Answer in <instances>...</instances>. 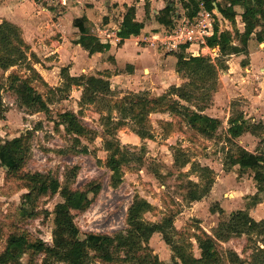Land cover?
<instances>
[{
    "label": "rangeland",
    "instance_id": "obj_1",
    "mask_svg": "<svg viewBox=\"0 0 264 264\" xmlns=\"http://www.w3.org/2000/svg\"><path fill=\"white\" fill-rule=\"evenodd\" d=\"M56 1L46 0L44 4L54 5ZM170 1L176 5L178 11H184L181 0ZM241 11L242 8L237 7V13ZM213 23L217 22L213 19ZM230 23L232 29L240 27L237 20ZM218 25L220 26L219 23ZM222 28L227 29L225 24ZM163 33L164 31L157 34ZM232 34L233 40L237 41L239 34ZM98 37L103 43H109L105 42L110 37L108 33L103 31ZM118 41L116 44L120 46ZM147 47L148 53L142 60L133 59L138 66L136 74L132 71V64L127 62L116 68L111 66L119 73L108 79L110 92L102 98L96 97L94 101L85 103L81 102L82 87L72 85L66 91L57 90V87H62L65 83L60 76L62 67L58 74H46L42 71L43 75H40L43 80L37 77L28 66L32 63L38 71L41 69L40 64L43 68L45 64L37 56V60L34 59L28 49V66L21 64L6 70L0 68V83L3 85L0 94L5 109L0 119V139L8 140L29 132V153L21 172H52L58 178L57 182H53L57 191L65 185L72 189H83L90 181L102 183L100 192L88 208L84 211H72L80 239L87 233L112 235L126 229L129 206L136 199H144L150 208L141 218L147 222L160 223L170 217L172 225L166 227V233L173 242L183 244L194 256L199 257L200 250L194 235H201V230L214 237L223 234L218 227L229 219L230 213L242 210L255 220L264 221L262 194H259L260 200L257 202L252 198L257 191L256 182L252 178L253 172L250 169L241 170L237 165L226 170L224 165L227 154L234 153L237 146L264 154V72H260L259 78H255L256 89L250 84V89L257 95V100L250 101L245 96H233V92L225 87L227 79L223 78L224 68L218 67L214 87L211 86V81L200 80L197 76L190 77L185 70L176 72L174 54L178 52H167V49L161 48L157 43H149ZM185 55L189 56L190 53ZM218 59L220 57L212 63L218 65ZM143 61L148 65H142ZM63 67L68 70V66ZM161 69L167 72H162ZM11 73L31 80V84L48 106L47 113L34 111L33 108L20 104L17 93L9 88ZM68 73L71 75L69 70ZM82 74L90 75L79 71L78 75L71 76ZM119 75L121 78H116ZM193 81L195 85L192 84ZM258 82L263 83V87ZM186 85H189L186 90L192 96L190 102L179 99L176 93L172 95L174 87ZM257 90L260 91L257 93ZM138 92L146 93L148 97L168 94L171 100L175 99L192 111L219 119L220 124L215 131L206 133L201 131L204 127L202 120H195L196 124L192 127L180 112L153 110L147 115L146 126L151 137L140 138L136 133L140 125L135 120L125 119L127 122L120 125L114 135L123 151H128L130 158L122 164L121 180L113 187L111 171L106 166L107 151L103 145L105 121L108 120L106 117L110 115L113 122H116L120 114L113 105L115 101L128 93ZM178 110L183 111L181 108ZM65 111L74 112L80 124L90 132L85 136L67 133L60 117ZM239 113L243 114L248 129L239 137L230 139L228 119L237 117ZM174 157L178 159L176 163ZM184 159L189 162L182 166ZM196 163L212 169L214 180L209 193L198 201H189L188 193L194 189L189 181L200 182L201 179ZM25 192L27 189L22 186L17 176L8 175L6 168L0 164V252L4 248L7 235L16 229H24L33 237H38L47 244L52 243L53 210L62 201L61 196L56 193L41 197L36 208L40 213L33 218H23L19 215L18 208ZM89 196L93 197L92 194ZM212 207L223 209V213L212 212ZM216 240L221 257L220 264H230V250L236 252L244 264H250L255 247H264V238L253 234ZM148 245L152 254L160 261L165 264L172 263L173 252L161 233L152 234ZM92 254L93 251H90V256ZM43 256H35L38 264ZM71 256L75 259L79 256L78 247L71 248ZM20 261L21 264H27L28 255H23ZM84 263L105 264L93 257ZM53 264L68 263L54 261Z\"/></svg>",
    "mask_w": 264,
    "mask_h": 264
},
{
    "label": "trees",
    "instance_id": "obj_2",
    "mask_svg": "<svg viewBox=\"0 0 264 264\" xmlns=\"http://www.w3.org/2000/svg\"><path fill=\"white\" fill-rule=\"evenodd\" d=\"M183 8L186 10L187 16L192 17L198 10V3L201 0H181ZM207 9L212 10L217 7L218 12L228 20H234L237 11L235 6L242 8L241 16L245 23L243 33L235 31L239 34L242 45L247 43L250 35L256 27H261V31L256 34V38L262 40V32H264V0H222V3L216 0H204ZM213 1H216L215 6ZM172 3V2H171ZM149 5L146 3V11ZM175 15V6L167 3L156 15V20L165 26H173L172 18ZM85 17H78L73 20V25L80 32L79 38L75 41L89 54L108 49L109 43H102L98 37L88 32L84 25ZM143 24L135 20V7L133 5L126 6V12L123 15L118 35L126 37L130 35H139ZM233 37L229 31H218L217 25L214 27L213 34L207 38L209 46L219 47L218 65L206 56H186L183 52L176 54L177 60L175 71L181 72L185 70L188 76H197L200 80H208L215 87L218 67L226 68L225 57L230 54H237L244 50L243 46L237 47L232 44ZM29 47L24 43L20 29L4 20L0 23V68L6 70L14 65L25 64L28 66L26 51ZM36 59V56L31 53ZM218 57V58H219ZM37 60V59H36ZM37 77L43 80L40 73L33 67L28 66ZM12 74V73H11ZM10 74V75H11ZM9 75V76H10ZM60 76L64 79V85L57 87L59 91H66L72 85L82 87L81 102H92L96 97H103L110 92L109 80L101 76L79 75L71 76L67 67H62ZM9 88H12L20 99V104L34 111L48 112L46 102L38 93L31 80L23 78L16 73L11 76ZM43 82V81H42ZM44 83V82H43ZM46 84V83H44ZM190 84V83H189ZM192 84H196L194 81ZM47 86V85H46ZM189 86V85H188ZM186 86L172 87V95H175L186 102H190L191 95L186 90ZM3 85L0 83V91ZM174 93V94H173ZM171 96V94L169 95ZM169 101V102H168ZM120 114L116 122L110 115H107L104 131V149L107 151L106 166L111 171V185L116 187L121 180L122 164L129 160L130 155L123 151L120 142L114 135L115 130L124 125L130 118L140 125V129L136 130L140 138H150V131L147 129V115L153 110H169L170 112H180L188 120V123L194 127L195 120H202L204 127L202 132L210 133L215 131L220 121L192 111L188 106L179 104L175 99H170L167 95L148 97L146 93H128L113 104ZM181 108L183 111H179ZM5 111L0 94V119ZM202 111V110H200ZM61 123L65 124L67 133H75L78 136H85L90 131L77 119L72 111H65L60 114ZM111 124V125H110ZM229 138L239 137L248 127L242 113L237 117L228 119ZM30 133H22L17 137L8 140L0 139V164L6 168L8 175H16L22 186L27 192L22 194V202L18 208V213L23 218H33L40 212L36 211L38 201L41 197L54 195L59 193L62 201L58 202L53 210L52 243L47 244L38 237H33L24 229H16L9 233L5 239L4 248L0 252V264H21V257L28 255L27 264H38L35 256L43 254L42 261L39 264H53L54 261H65L68 264H85L87 259L98 258L105 264H165L152 254L148 245L149 238L152 234L159 232L163 236V240L170 245L173 252L171 264H220V254L217 250L216 239L226 240L231 236H240L241 234L262 236L264 238V221H257L247 212L238 210L230 213L229 219L222 222L218 229L223 234L215 237L201 230V235H194L197 247L200 250V256L196 257L191 251H188L183 244L172 241L171 237L166 233V227L172 225L170 217L165 218L163 222L151 223L143 220L141 215L150 208L149 203L144 199H136L129 206L127 212L128 227L122 231H118L112 235L100 233H87L83 239L78 236L79 229L74 222V214L72 211H84L90 206L92 200L98 195L102 188V183L97 181L88 182L83 189H72L67 185L61 187L59 191L53 186V182H57V177L52 172H21V169L27 159L29 153ZM175 163L178 161L175 158ZM189 162L184 159L181 165ZM200 172V182L189 181L194 189L189 191V201H198L207 193H209L214 177L213 171L208 166H200L197 164ZM226 170H230L233 166H238L241 170L250 169L253 172V180L256 182V194L253 195L255 202L264 198V154L248 151L240 146L236 147L234 153H228L224 163ZM92 194L93 197L89 195ZM212 212L218 211L223 213V209L211 208ZM79 248V256L75 259L71 256V248ZM90 251L93 254L90 256ZM253 260L250 264H264V247H255ZM228 259L230 264H244L241 258L233 250L228 251Z\"/></svg>",
    "mask_w": 264,
    "mask_h": 264
},
{
    "label": "crops",
    "instance_id": "obj_3",
    "mask_svg": "<svg viewBox=\"0 0 264 264\" xmlns=\"http://www.w3.org/2000/svg\"><path fill=\"white\" fill-rule=\"evenodd\" d=\"M216 1L222 3V0ZM216 1L212 2L214 6ZM171 2L168 0H57L54 5H49L44 4V0H0V23L6 20L20 29L22 39L29 47L30 53H33L45 64V68L42 64H40L41 69L37 68L41 75H43L42 71L46 74H58L60 67L68 66L71 75H78L80 71L108 80L109 77L119 73L115 72V68L123 62L132 64V71L136 74L138 66L134 64L133 59L142 60V57L148 53L147 45L149 43L142 41L143 37L170 30L175 27L177 17H188L185 9L180 12ZM146 3L149 5L147 11ZM167 3L175 6L176 13L172 18L173 26H165L156 20V15ZM131 5L135 7V20L141 22L143 28L139 35L120 38L118 35L120 24L126 12V6ZM237 7L235 6L236 11ZM212 11L213 19L217 22L213 23V32L217 25L219 32L229 31L232 37V33L235 31L243 33L245 23L241 13H237L234 18L240 27L232 29L230 22L234 20L230 21L224 18L216 6ZM83 16L86 19L84 25L90 34L96 37L100 36L103 31L109 34L110 37L105 40L110 44L108 50L104 49L90 55L87 50L75 43L80 32L73 25V20ZM223 24L227 29L222 28ZM259 31H261V27H256L245 45H242L240 40L232 41V44L237 47L243 46L244 50L237 54L227 55L225 57L227 67L223 71V78L227 79L225 87L233 92V96H245L250 101L257 100V95L254 90L250 89V84L254 87L253 89H256L255 78H259V73L264 72V32H262V40L259 41L256 38ZM116 41L120 42V46H117ZM187 47V44L182 45L175 52L188 54L190 50H185ZM196 48V45L190 47V49ZM217 48L219 50V47ZM175 63L176 56L174 65ZM142 65H148V63L143 61ZM111 66L115 68L112 69ZM161 71L167 72L162 69ZM262 75L264 76V73ZM120 76L116 78H121ZM258 85L263 87V83L258 82ZM235 87L238 90L234 89ZM243 148L248 150L246 147Z\"/></svg>",
    "mask_w": 264,
    "mask_h": 264
},
{
    "label": "built area",
    "instance_id": "obj_4",
    "mask_svg": "<svg viewBox=\"0 0 264 264\" xmlns=\"http://www.w3.org/2000/svg\"><path fill=\"white\" fill-rule=\"evenodd\" d=\"M46 1V0H44ZM213 33V11L206 8L204 0L199 1L198 11L191 18L177 17L175 27L165 30L162 35L152 34L143 39L144 42L159 44L161 48L167 49V52H175L182 45L187 44L185 50H190L192 56H206L212 62L219 57L217 47H211L206 39ZM196 45V49H190Z\"/></svg>",
    "mask_w": 264,
    "mask_h": 264
},
{
    "label": "water",
    "instance_id": "obj_5",
    "mask_svg": "<svg viewBox=\"0 0 264 264\" xmlns=\"http://www.w3.org/2000/svg\"><path fill=\"white\" fill-rule=\"evenodd\" d=\"M170 1V0H169Z\"/></svg>",
    "mask_w": 264,
    "mask_h": 264
}]
</instances>
